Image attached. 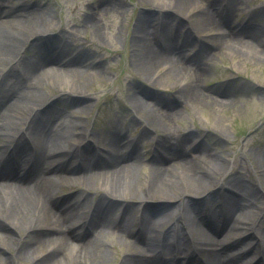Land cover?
Masks as SVG:
<instances>
[{"label":"bare ground","instance_id":"6f19581e","mask_svg":"<svg viewBox=\"0 0 264 264\" xmlns=\"http://www.w3.org/2000/svg\"><path fill=\"white\" fill-rule=\"evenodd\" d=\"M243 1L230 0L225 8L215 0L209 5L201 0H162L160 9H173L180 18L177 22L157 19L160 41L155 31L148 30V17L141 15L134 44L140 71L157 80L155 70L167 66V74L182 82L177 93L184 101L200 108L211 103L225 111L227 103L209 98L196 84L208 71L201 56L183 57L167 33L169 28L180 30L182 19L192 15L196 24L215 32L212 46L262 64L264 27L259 22L253 24V33L251 25L228 27L213 16L214 11L230 13ZM256 13L264 21V7ZM45 20V12L37 8L3 9L0 4V264H109L107 252L113 243L120 247L117 264H264V249L255 251L256 258L248 262L257 240L264 244V225H256L264 222V206L257 205L259 199L264 200V188L258 190L239 178L227 177L232 170L226 160L203 144L191 145L199 159L188 160L185 148L191 133L184 131L175 139L171 134L170 124L178 112L151 106L135 93L130 96L144 132L159 131L147 162L139 153L142 139L123 138L110 124L94 146L87 142L78 148V140L87 137L85 123L51 109L46 104L45 85L60 87L57 101L67 95L70 106L79 104L78 96L85 98L81 91L84 74L91 65L80 53L61 62L65 48L59 54L47 50L32 60L21 56L29 38H35L30 47L37 46ZM84 21L90 22L89 17ZM77 107L82 112L88 105ZM14 115L21 118L16 120ZM222 135L216 136L221 139ZM25 139L36 144L34 152L21 143ZM243 157L252 159L255 176L264 182V145L251 157ZM77 159L81 164H75ZM74 173L78 175H68ZM220 177L223 181L219 183ZM69 184L102 188L99 197L110 200L104 203L99 198L89 204L74 193L57 204V189ZM230 187L234 194L225 193ZM219 192H223V203L214 206L212 196ZM132 199L139 202L135 212ZM152 200L158 201L155 206L147 203ZM167 206L172 208L167 210ZM185 234L203 245V258L193 250L185 254L187 248L176 237ZM105 236L113 240L109 243ZM173 246L182 258L174 255Z\"/></svg>","mask_w":264,"mask_h":264},{"label":"rangeland","instance_id":"374dc122","mask_svg":"<svg viewBox=\"0 0 264 264\" xmlns=\"http://www.w3.org/2000/svg\"><path fill=\"white\" fill-rule=\"evenodd\" d=\"M166 1L164 0L165 3ZM201 1L204 5H209L211 0ZM229 1L215 0V3L223 6ZM161 2L162 0H0L3 9L25 5L37 8L46 14L42 32L37 35V46L30 47L35 38H29V44L21 56L32 60L39 54L43 55L47 50H54L58 54L62 48H65L66 51L70 49L74 53L83 54L85 63L88 66L91 65L84 74L86 82L81 91L85 98H81L82 95L78 96L81 100L79 104L70 106L67 95V97L62 96L63 100L57 101L61 94L60 87L45 85L44 96L47 98L46 104L50 103L51 109L71 114L72 116L69 117L72 120L85 123L87 137L84 140L81 138L78 140V148H82L87 142L94 146L96 139L105 136L110 124L120 130L123 138L142 139L139 153L147 162L152 155L151 144L159 131L144 132L143 124L133 112L134 108L130 102V96L135 93L151 106L178 112L170 124L171 134L175 139L184 131L191 133L190 140H186V143L190 144L186 147L188 150L184 147L188 160L199 159L198 153L189 149L191 145L203 144L226 160L232 170H228L227 177L239 178L258 190L261 187L264 188V182L255 176L252 159L247 160L243 157L244 154L251 157L256 148L264 145V63H252L248 58L238 57L221 50L216 45L212 46L210 39L215 32L196 24L192 15L184 17L180 30L178 28L172 32V28H169L168 38L173 41V46L184 57L201 56V63L208 66V71L196 82L198 88L209 98L222 100L229 106L222 112L211 103L204 104L201 108L187 103L177 93L182 82H177L167 74V68H165L167 66L155 70L153 76H157V80L148 79L149 72L143 75L134 54L141 15L148 17L147 28L155 33L159 17H163L168 22L170 20L177 22L180 18V14L173 9H160L163 3ZM261 6L264 7V0H244L230 13L212 12L214 19L225 22L228 27H231L230 22L238 26L251 25L250 29L255 33L254 23L259 22L260 27H264V21H260L256 13ZM181 13H183L182 10ZM85 17H89L90 22H85ZM155 36L156 40H160L159 32ZM68 53L64 52L60 60ZM81 104L88 105L82 112L77 107ZM14 118L19 120L21 117L14 115ZM219 133L223 134V138L216 136ZM25 142L21 140L25 147L28 143L35 145L32 141H27L26 145ZM145 143L148 144L146 147L143 146ZM81 162L82 160L77 159L75 164L78 165ZM68 175L74 177L78 174ZM222 181L223 178L220 177L219 183ZM74 193L80 199L85 198L89 204L99 198L100 202L104 203L110 200L106 196L103 199L99 197L102 188L88 189L84 185L69 184L57 189L54 195L57 199L55 202L64 203L66 196L70 197ZM225 193L234 194L235 189L227 188ZM212 197H215L214 206L223 203V192ZM204 201L206 202L205 198ZM130 202L135 205V212L139 202L137 199H132ZM156 202L158 201H147L153 206ZM163 203L170 205L171 201H163ZM257 205L264 206V200L259 199ZM171 208L172 206H167V210ZM118 212L115 211V215ZM260 223L264 225V222L260 220L256 224L257 227ZM112 238L105 236L104 239L110 243ZM157 238L158 236L155 235V239ZM181 239L183 241V238ZM189 240L193 241L197 247H203L195 237H189ZM80 241L82 238L76 240V242ZM254 250L255 245L253 252ZM119 252L120 247L116 243L111 244L107 252L109 264H117L120 261ZM203 255L202 253V258Z\"/></svg>","mask_w":264,"mask_h":264}]
</instances>
